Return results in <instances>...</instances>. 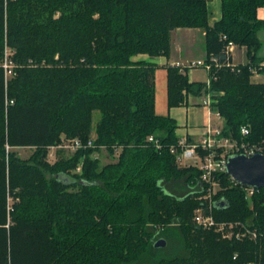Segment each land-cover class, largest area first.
<instances>
[{"label": "trees", "instance_id": "16d2710c", "mask_svg": "<svg viewBox=\"0 0 264 264\" xmlns=\"http://www.w3.org/2000/svg\"><path fill=\"white\" fill-rule=\"evenodd\" d=\"M220 1L211 26L209 0H0V58L13 52L12 76L0 63V264H264V188L248 199L228 173L216 177L215 219L246 222L255 238L197 227L201 172L171 153L178 125L156 112L158 65L134 60L169 56L180 28L205 32L206 59L225 63L229 41L246 48L240 72L213 68L209 88L169 65L168 105L215 93L222 135L264 143V85L250 71L262 62L264 0ZM95 111V147L48 163L62 135L92 139ZM27 147L22 160L17 149ZM102 148L118 159L102 165L93 157ZM160 239L167 246L155 247Z\"/></svg>", "mask_w": 264, "mask_h": 264}, {"label": "built area", "instance_id": "2783aa9c", "mask_svg": "<svg viewBox=\"0 0 264 264\" xmlns=\"http://www.w3.org/2000/svg\"><path fill=\"white\" fill-rule=\"evenodd\" d=\"M226 39V36H223ZM240 48L233 41H229L225 47V53L227 55V61L221 63L214 56L209 59H199L194 61H188L186 63L177 62L175 66L181 68V72L186 73L187 70H192L194 68L202 67L207 70L210 74L212 69L229 68L231 72H240L239 63L235 61L236 49ZM243 48V47H242ZM8 61L4 64L6 69V74L8 77L13 75V63ZM263 63L258 66L251 68V77L259 75L263 69ZM212 75L210 74L209 80L207 82V87H210L212 81ZM204 105L207 106L212 113V95L207 93L203 101ZM215 113V112H214ZM218 117L220 115L216 113ZM223 129H214L209 123L206 127L204 138L198 143H190L186 137H179V142L177 146L171 147V153L176 156V163L179 167H194L201 172V181L205 185L206 193L204 199L207 200L205 206H202L195 210L193 222L195 225L204 230H214L221 234L224 239L227 240H242L247 237V235H253L254 238L256 234L248 227L246 222H219L214 217V206L215 202L213 197L216 195V190L214 188L217 186V174L219 172H226V163L228 158L232 155L243 154L246 156H254L256 154H264V143L251 144L246 141L239 142L238 140L230 137H225L222 135ZM250 128L248 126H243L241 128V133L243 137H248L250 135ZM150 142H154L158 149H161V144L155 139L154 136L148 138ZM95 147L93 138L87 143H84L80 139L66 140L59 144L49 148L48 157L51 159H57L56 153L58 150L66 149L71 152L76 153L81 149ZM102 151H106L102 148ZM117 155V154H116ZM94 158L101 159L100 154L95 153ZM81 172V166L76 170ZM233 180V179H232ZM234 181V180H233ZM235 182V181H234ZM255 188L245 187L246 198L250 199L254 194ZM253 233V234H252ZM252 236V237H253Z\"/></svg>", "mask_w": 264, "mask_h": 264}, {"label": "crops", "instance_id": "0c3cea01", "mask_svg": "<svg viewBox=\"0 0 264 264\" xmlns=\"http://www.w3.org/2000/svg\"><path fill=\"white\" fill-rule=\"evenodd\" d=\"M208 11H209V23L213 26L215 23L221 20L222 10H221V1L220 0H209L208 2ZM257 17L260 20H264V7H261L257 10ZM189 31L200 32V29H187L186 35L182 37L184 41L191 42L195 48L198 45L197 40H194L190 35H187ZM202 36L205 40V32L202 31ZM191 34V33H190ZM198 34V33H197ZM199 37V35H198ZM259 38L261 40V48L259 50L258 56L262 59L264 65V30L259 32ZM191 39V40H190ZM190 50V46L186 47ZM202 49V48H201ZM200 49L198 57L195 58H166V57H157L150 58L146 54H141L134 58L135 61L138 60H147L158 65V68L155 72V86H156V99H155V108L158 115L161 116H171L176 120L178 128L176 134L178 137H186L190 143H198L204 138L207 125L210 123L214 129H223L224 120L221 117H218L216 113L210 112L209 108L204 105V97L202 95L188 94L186 96V103L170 108L168 105V90H167V67L169 65H175L177 62L186 63L188 61H194L203 59L205 56V50ZM190 55V54H189ZM183 57V56H182ZM235 61L239 64H246V48H237L235 52ZM188 76L191 82L197 83H207L203 80L196 79L195 74L192 70H187ZM209 74V73H208ZM210 77V74L207 75ZM208 77V78H209ZM251 82L254 84H263L264 85V66L259 75L252 76ZM203 111V112H202ZM203 113L204 117L201 119L199 115ZM58 159V152L56 153Z\"/></svg>", "mask_w": 264, "mask_h": 264}, {"label": "rangeland", "instance_id": "374dc122", "mask_svg": "<svg viewBox=\"0 0 264 264\" xmlns=\"http://www.w3.org/2000/svg\"><path fill=\"white\" fill-rule=\"evenodd\" d=\"M187 29L180 28V29L174 30L171 33V50H170L169 56L161 55V56H158V58L159 57H166V58H174V59H176V58H185L184 56H186V58L198 57V55L200 53V49L202 48V49L205 50V40H204V37L202 36V33H201L203 30L200 29V30H202L200 32L189 31L188 34H187V35H190L194 40H197L198 45L195 48L194 46H191L192 43H193L191 39H190L191 42H187V41H184V39H182V37H184L186 35ZM198 35H199V37H198ZM204 36H205V34H204ZM189 46H190V50H191L190 52H189V49H186V47H189ZM12 53L13 52H12L11 48H6V50L4 52V56L2 58H0V63L5 64L8 61V63L10 64L9 61H11L10 57H12L11 56ZM206 57H207V54H206V50H205V56H204L203 59H206ZM155 58H157V57H155ZM193 71H195L194 74H195V78L196 79L203 80V82H206L209 79L208 78L209 76H207L209 74H208L206 69H204L202 67H198V68H194ZM183 94L186 95L185 93H183ZM201 95L205 98L207 93H203ZM211 95H212V100H213L214 99L213 97H215L217 94H215V93L212 94L211 93ZM218 95H220V93H218ZM202 112L199 115V117L201 119L204 117ZM100 117H101L100 112L99 111H95L94 114H93V125H92V132H91V136H92L93 139L96 136V131H95L96 130V125H97L98 121L100 120ZM67 139L68 140H73V139H79V138L78 137L69 138V137H67L65 135H62L60 144L62 143V140L66 141ZM17 152H18V154H19V156H20V158L22 160H29L31 158V155L34 152V149L29 148V147L20 148V149H17ZM72 155H73V152H71L69 150H66V149H62V150H58V159L55 160V159H51L50 157H47L46 160H47L48 163L53 164V163H55L57 160H59L62 157L68 158V157H70ZM100 156H101L100 160H101L102 165H105V164H108V163H111V162H115L118 159L117 158L118 156L112 155L108 151H101ZM221 189H222L221 183H217V186L214 188V191L216 190V192L218 193V191H220ZM11 201H12V199H11ZM250 205L253 206L252 201H251Z\"/></svg>", "mask_w": 264, "mask_h": 264}, {"label": "water", "instance_id": "95a60500", "mask_svg": "<svg viewBox=\"0 0 264 264\" xmlns=\"http://www.w3.org/2000/svg\"><path fill=\"white\" fill-rule=\"evenodd\" d=\"M225 171L237 184L243 187L264 188V154L232 155L228 158ZM224 204L221 203V206ZM166 244L165 239H160L155 243V247H165Z\"/></svg>", "mask_w": 264, "mask_h": 264}]
</instances>
